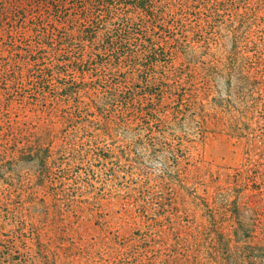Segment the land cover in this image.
I'll use <instances>...</instances> for the list:
<instances>
[{"label": "trees", "instance_id": "16d2710c", "mask_svg": "<svg viewBox=\"0 0 264 264\" xmlns=\"http://www.w3.org/2000/svg\"><path fill=\"white\" fill-rule=\"evenodd\" d=\"M262 158L264 0H0V264H264Z\"/></svg>", "mask_w": 264, "mask_h": 264}, {"label": "rangeland", "instance_id": "374dc122", "mask_svg": "<svg viewBox=\"0 0 264 264\" xmlns=\"http://www.w3.org/2000/svg\"><path fill=\"white\" fill-rule=\"evenodd\" d=\"M248 177L255 180L256 183H251L249 187L242 190V194L246 195L244 204L240 205L242 212L250 219L255 228L251 229V235L257 241L264 242V158H262L258 168L249 172ZM234 217H222V220L227 221Z\"/></svg>", "mask_w": 264, "mask_h": 264}]
</instances>
